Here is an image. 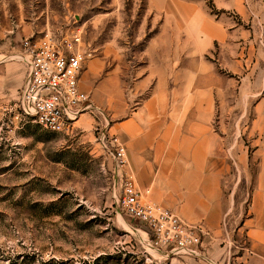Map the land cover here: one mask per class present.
<instances>
[{"label":"rangeland","instance_id":"rangeland-1","mask_svg":"<svg viewBox=\"0 0 264 264\" xmlns=\"http://www.w3.org/2000/svg\"><path fill=\"white\" fill-rule=\"evenodd\" d=\"M168 1L0 0V264H191L202 259L156 248L147 228L122 209V183L113 173L92 115H84L76 132L67 136L20 114L28 61L22 39L50 33L73 40L78 33L81 47L90 55L81 87L107 111L111 132L129 148L121 122L143 110L152 96L155 79L145 86L142 81L157 65L159 45L152 40L163 26ZM196 1L219 19L225 10L218 3L228 0H182ZM183 9L178 5L177 14L184 15ZM226 14L231 16L226 24L230 29L240 22L232 12ZM180 25L184 27L177 30L178 59L175 70L171 68L177 93L187 90L183 81L206 74L216 98L208 125L215 140L208 143L223 147L219 201L224 205L217 225L225 231L226 246L224 224L229 233L243 225L256 175L253 121L255 102L264 87V34L253 38L255 68L248 64L234 71L226 65V60L231 62L242 49L244 53L249 49L245 39L232 32L214 42L205 55L213 68L201 73L186 61L191 41L185 24ZM242 25L252 29L251 23ZM208 136L204 135L205 142ZM128 169L150 198L152 192L140 183L130 158ZM215 201L203 209L205 215L211 214Z\"/></svg>","mask_w":264,"mask_h":264},{"label":"crops","instance_id":"crops-1","mask_svg":"<svg viewBox=\"0 0 264 264\" xmlns=\"http://www.w3.org/2000/svg\"><path fill=\"white\" fill-rule=\"evenodd\" d=\"M168 3L163 26L152 40L153 44L159 45L155 59L157 65L142 81L145 86L151 78L155 79L152 96L143 110L134 111L121 122L122 134L129 141L128 159L136 167L140 183L149 186L147 192H152L149 197L153 202L188 222H202L209 230L203 243L205 258L191 264H264V87L260 99L255 102L252 159L256 164V175L248 216L243 225L230 229L236 246L228 257L223 245L225 231L217 225L221 220V205H224L219 201V183L225 172L223 147L219 149L217 144L208 143L215 140L208 127L216 108L214 90H210L211 85L205 74L204 77L183 81L187 90L178 94L177 77L175 72H171V68L175 70L178 59L177 30L184 27L180 25L183 23L191 41L185 58L197 71L207 73L213 68L205 60V55L215 41L222 40L232 32L235 37H243L249 49L247 53L242 49L240 56L231 62L226 60V65L234 71H241L248 64L255 68L252 42L256 35L264 34V0L218 3V7L225 10L219 19L200 8L198 1L184 4L182 0H169ZM178 5L184 6V15L177 14ZM228 11L240 20L231 29L226 25L231 19L226 14ZM244 23H251L253 30L243 27ZM91 65L95 66V63ZM178 123L182 125L178 126ZM206 133L209 135L207 143L204 137ZM214 199L213 211L208 213L210 216L205 215L203 209L210 207L209 202ZM172 200H180L181 204H174ZM202 218L207 219L209 225ZM240 247H249L252 253Z\"/></svg>","mask_w":264,"mask_h":264},{"label":"built area","instance_id":"built-area-1","mask_svg":"<svg viewBox=\"0 0 264 264\" xmlns=\"http://www.w3.org/2000/svg\"><path fill=\"white\" fill-rule=\"evenodd\" d=\"M80 35L73 40L58 38L50 33L41 37H25L21 49L26 55L27 77L21 90L23 116H31L43 128L71 136L77 123L86 115L96 120L113 173L122 183L120 204L135 222L147 228L149 241L160 250L172 254L204 259V238L209 230L201 222L191 223L170 209L153 202L137 186L133 172L128 169L127 147L120 137L111 132L112 119L107 111L98 107L91 95L82 89L81 76L89 60V53L80 45ZM226 254L231 256L235 243L227 224ZM252 251L249 247H240Z\"/></svg>","mask_w":264,"mask_h":264}]
</instances>
